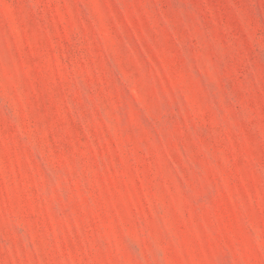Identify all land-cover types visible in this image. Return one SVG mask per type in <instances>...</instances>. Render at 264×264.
Returning a JSON list of instances; mask_svg holds the SVG:
<instances>
[{"label": "rangeland", "instance_id": "rangeland-1", "mask_svg": "<svg viewBox=\"0 0 264 264\" xmlns=\"http://www.w3.org/2000/svg\"><path fill=\"white\" fill-rule=\"evenodd\" d=\"M0 264H264V0H0Z\"/></svg>", "mask_w": 264, "mask_h": 264}]
</instances>
